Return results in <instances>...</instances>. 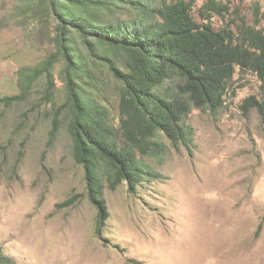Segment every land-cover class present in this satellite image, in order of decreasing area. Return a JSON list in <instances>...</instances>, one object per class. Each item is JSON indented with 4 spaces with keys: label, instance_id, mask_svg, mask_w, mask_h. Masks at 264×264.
I'll return each instance as SVG.
<instances>
[{
    "label": "rangeland",
    "instance_id": "rangeland-1",
    "mask_svg": "<svg viewBox=\"0 0 264 264\" xmlns=\"http://www.w3.org/2000/svg\"><path fill=\"white\" fill-rule=\"evenodd\" d=\"M22 1L0 0V97L19 94V70L56 51L54 22L19 18ZM206 1L194 2L198 20ZM216 1L229 8L211 13L217 27L257 17L264 27V0ZM63 65L55 67L53 103L43 101L42 78L26 100L0 104V254L7 264H264V119L241 107L249 96L263 97L256 73L236 72L219 111L193 109L189 145L163 137V161H147L159 179L136 191L125 182L106 186L109 216L98 231L66 126ZM96 73L102 82L93 94L117 116L118 83L108 67Z\"/></svg>",
    "mask_w": 264,
    "mask_h": 264
},
{
    "label": "trees",
    "instance_id": "trees-1",
    "mask_svg": "<svg viewBox=\"0 0 264 264\" xmlns=\"http://www.w3.org/2000/svg\"><path fill=\"white\" fill-rule=\"evenodd\" d=\"M195 0H23L18 17L53 21L56 51L35 66L21 68L16 95L0 104L26 100L35 84L46 80L43 101L53 103L55 67L69 109L67 129L73 156L83 165L88 197L97 209V226L109 216L105 188L125 182L131 191L161 177L148 161H163L169 139L189 145L194 108L219 111L234 75L252 71L261 80L263 97H247L242 110L256 109L264 119V27L241 24L217 27L212 12L229 10L207 0L193 12ZM224 11V12H222ZM264 19V13L262 18ZM108 67L119 87L114 115L94 96L99 66ZM59 117V114L56 115ZM55 117V121L58 118ZM59 129L56 123L52 134ZM74 197L63 205L73 203ZM0 254V264L9 263Z\"/></svg>",
    "mask_w": 264,
    "mask_h": 264
}]
</instances>
